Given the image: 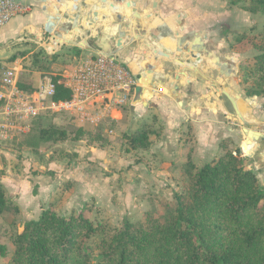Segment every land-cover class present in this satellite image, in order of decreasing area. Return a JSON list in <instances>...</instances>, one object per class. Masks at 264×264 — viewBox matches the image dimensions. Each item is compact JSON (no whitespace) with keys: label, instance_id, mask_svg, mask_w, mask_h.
Here are the masks:
<instances>
[{"label":"crops","instance_id":"0c3cea01","mask_svg":"<svg viewBox=\"0 0 264 264\" xmlns=\"http://www.w3.org/2000/svg\"><path fill=\"white\" fill-rule=\"evenodd\" d=\"M15 1L30 10L0 28V61L14 54L12 46L27 43L47 52L74 48L80 62L114 57L141 83L130 96L134 120L150 112L162 122L154 151L159 160L179 166L194 151L190 160L209 162L228 141L249 152L264 186V111L254 108L236 76L244 58L230 49L229 35L249 28L252 14L229 8L225 0ZM186 124L194 149L179 143ZM0 154L7 155L1 147Z\"/></svg>","mask_w":264,"mask_h":264},{"label":"rangeland","instance_id":"374dc122","mask_svg":"<svg viewBox=\"0 0 264 264\" xmlns=\"http://www.w3.org/2000/svg\"><path fill=\"white\" fill-rule=\"evenodd\" d=\"M225 2L228 5L229 0ZM232 15L234 18L235 13ZM248 19L254 21L252 27L249 26L252 29L250 33L244 32L249 29L246 28L234 31L236 35L229 34L234 36L233 39L235 36L239 37L234 50L242 54L244 60H241L236 76L245 89L249 86L248 70L250 71L252 60L257 54L253 47L255 43L264 45V16L252 14ZM240 26H248V23ZM246 37L250 40H246ZM27 44V48L12 46L14 54L0 61L2 94L10 91L3 85V74L13 66L18 72L17 84L20 81L30 83L34 92L30 94L24 89L19 90L17 84L16 88L29 97H34L39 94L45 81L52 82L55 76L64 78L81 63L80 55L74 48L64 47L47 52L36 44ZM13 57L15 64L7 65ZM35 99H39L38 95ZM129 100L123 108L112 112L110 119L101 120L95 126L70 117L69 113L52 111L49 108L51 100L42 98L37 105V114L17 123V126L28 128L29 132L17 129L12 131V140L0 141L2 151L7 154H0V168L3 166L1 159H7L4 167L6 196L18 207L15 218L0 217V245L12 252L15 235L22 229V225L37 219L41 210L50 204L62 216H69L86 208L85 215L92 224L103 227L104 238L120 229L125 221L137 226L145 223L149 213L155 218L166 214L167 206L174 204V194L183 190L187 182L186 176L180 164L163 163L154 154L155 147L161 140L162 122L150 112L146 113L144 119L136 122L130 112L132 102ZM250 100H254L255 109L264 111V98ZM4 101L5 99L0 101V108ZM144 124L154 131L150 135L149 146L145 149H131L127 137L139 133ZM54 128L64 132L65 137L56 142H46L39 138L41 131L48 133ZM182 129L180 134L184 135H179V143L185 149H194L196 141L192 128L186 124ZM223 144H227L232 150L236 148L228 141H222L219 147ZM222 151L219 154L224 152ZM243 153L249 159V168L255 172L264 189L249 152L244 150ZM58 155L67 156L52 160V157ZM163 155L169 157L167 153ZM193 155L194 151L189 154V160H193ZM202 161L199 159V164L194 163L201 166ZM9 222L13 224L9 225Z\"/></svg>","mask_w":264,"mask_h":264},{"label":"trees","instance_id":"16d2710c","mask_svg":"<svg viewBox=\"0 0 264 264\" xmlns=\"http://www.w3.org/2000/svg\"><path fill=\"white\" fill-rule=\"evenodd\" d=\"M227 6L264 16V0H229ZM238 38L230 49L236 48ZM253 49L257 54L248 70L245 95L264 98V45L255 43ZM52 84L53 102L71 98L63 78L53 77ZM17 86L34 92L30 83L20 81ZM153 132L144 124L139 133L128 136L131 149L147 148ZM64 137L55 128L39 136L46 142ZM220 148L222 154L201 166L191 160L180 165L187 182L174 194V204L167 206L163 217L149 213L137 226L125 221L104 238L103 227L92 224L86 208L62 216L50 204L37 219L22 225L12 252L0 245L1 264H264V189L243 151L227 144ZM1 160L0 178L5 176V160ZM17 213L16 203L0 182V217L13 219Z\"/></svg>","mask_w":264,"mask_h":264},{"label":"built area","instance_id":"2783aa9c","mask_svg":"<svg viewBox=\"0 0 264 264\" xmlns=\"http://www.w3.org/2000/svg\"><path fill=\"white\" fill-rule=\"evenodd\" d=\"M29 10L30 7L15 0H0V28ZM17 79L15 66L3 74V85L10 91L7 94L0 92V101L5 99L0 108V141L12 140V131L17 129L29 132L28 128L17 126V123L36 115L40 100H51L55 94V87L48 80L43 83L37 94L39 99L36 100L37 95L29 97L16 88ZM63 79L71 98L59 102L51 100L49 108L56 113H69L70 117L95 126L101 120L110 119L112 112L123 108L134 91L141 86L140 81L111 56L89 58Z\"/></svg>","mask_w":264,"mask_h":264}]
</instances>
